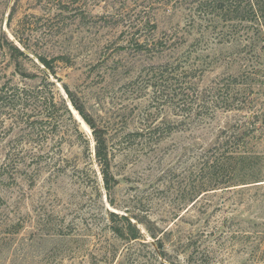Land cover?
<instances>
[{"label": "rangeland", "instance_id": "rangeland-1", "mask_svg": "<svg viewBox=\"0 0 264 264\" xmlns=\"http://www.w3.org/2000/svg\"><path fill=\"white\" fill-rule=\"evenodd\" d=\"M210 2L0 0V264H264V182L201 171L235 134L264 177V37ZM40 55L71 61L47 76ZM66 86L106 139L111 197ZM109 211L144 237L118 235Z\"/></svg>", "mask_w": 264, "mask_h": 264}, {"label": "trees", "instance_id": "trees-1", "mask_svg": "<svg viewBox=\"0 0 264 264\" xmlns=\"http://www.w3.org/2000/svg\"><path fill=\"white\" fill-rule=\"evenodd\" d=\"M211 2L209 5L213 6L214 8L218 7V15H222L224 18H226L228 21H237L239 23H251L253 28H256V32L259 34H262L264 37V0H210ZM14 12L10 14L9 22H11L13 18ZM13 35L16 40H18L21 45L17 44L15 40H12L7 36L5 33L3 35V43L5 47L7 48V51L10 54V57L12 60H14L15 64L17 65V69L21 71L22 63H19V61L24 62L25 60H30V55L27 53V45L20 39H18L17 33L14 31ZM137 46L140 49H144L146 46L144 44H139L137 42ZM40 60V63L44 67L43 72L47 76H50L51 74L57 77V72L54 68V62L56 61H71L69 57H59V58H52L49 59L46 56H37ZM243 74V73H242ZM31 75V77H34V75ZM66 91L68 93V96L70 98V101L72 105L76 108V110L80 113V115L86 120V122L89 124V126L93 129V135L95 140V154L97 162L101 169V174L103 177V183L104 188L107 192V195L111 197L116 180L112 174V162L107 146L106 139L102 133H99L96 129V125L94 122L89 118V116L85 113L83 110L82 105L80 104V101L78 98L73 94V92L66 86ZM6 93H0V104L3 103L2 101H5L4 99L7 98L5 96ZM63 103L66 105L67 102L63 100ZM67 107V111L72 116L71 109ZM248 129L239 132L240 134V140H242V137H245V135L248 133ZM235 135V134H232ZM226 136L222 142L215 145L216 148L215 152H212L213 154L209 157H206L205 160H203V164L201 167V171L203 172L202 178L208 179V181L216 180L217 178L221 177H229V180L227 183H231V181L234 180L236 183L237 176L241 178L242 185L249 184V183H259L264 182V177L262 175H258L259 173L256 170V156L258 155L255 151H252V148H250V142H244L243 150L240 149V143H239V149H236V140H232L233 136ZM246 138H244L242 141H244ZM218 145H220L218 147ZM254 149L257 147V144L253 145ZM211 149V150H212ZM255 176V178H250V180L247 178L248 176ZM252 179V180H251ZM216 189L215 186L212 184L208 187L199 189V194H201L204 191H209ZM2 199V198H1ZM111 205H114V202L110 200ZM109 219L112 222V229L115 231L118 235L122 237H127L132 240L141 239L144 237V234L139 227V224L146 225L142 220L136 218L135 216H129V215H120L116 211H109ZM137 220L135 222L134 220ZM8 223V222H7ZM6 223V224H7ZM8 225V224H7ZM0 229H1V222H0ZM149 230V228L147 229ZM150 231V230H149ZM153 236L155 234H152ZM155 237V236H154Z\"/></svg>", "mask_w": 264, "mask_h": 264}, {"label": "water", "instance_id": "water-1", "mask_svg": "<svg viewBox=\"0 0 264 264\" xmlns=\"http://www.w3.org/2000/svg\"><path fill=\"white\" fill-rule=\"evenodd\" d=\"M70 108H71V110H72L73 107H70Z\"/></svg>", "mask_w": 264, "mask_h": 264}]
</instances>
